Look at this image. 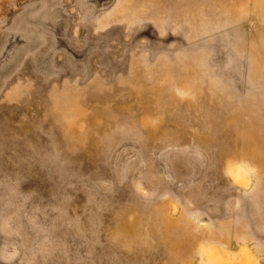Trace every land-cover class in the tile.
Masks as SVG:
<instances>
[{"label":"rangeland","instance_id":"374dc122","mask_svg":"<svg viewBox=\"0 0 264 264\" xmlns=\"http://www.w3.org/2000/svg\"><path fill=\"white\" fill-rule=\"evenodd\" d=\"M0 264H264V0H0Z\"/></svg>","mask_w":264,"mask_h":264}]
</instances>
